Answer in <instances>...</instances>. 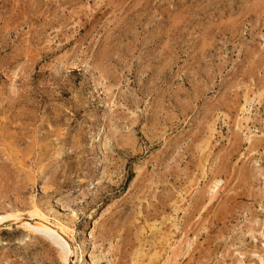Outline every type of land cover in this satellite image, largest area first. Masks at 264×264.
Segmentation results:
<instances>
[{"label": "rangeland", "instance_id": "1", "mask_svg": "<svg viewBox=\"0 0 264 264\" xmlns=\"http://www.w3.org/2000/svg\"><path fill=\"white\" fill-rule=\"evenodd\" d=\"M66 244L262 264L264 0H0V264Z\"/></svg>", "mask_w": 264, "mask_h": 264}, {"label": "bare ground", "instance_id": "2", "mask_svg": "<svg viewBox=\"0 0 264 264\" xmlns=\"http://www.w3.org/2000/svg\"><path fill=\"white\" fill-rule=\"evenodd\" d=\"M2 222V221H1ZM3 223V222H2ZM1 223V224H2ZM29 225V223L27 224V226ZM31 225V224H30ZM32 226V225H31ZM33 227V226H32ZM34 228V227H33ZM35 229V228H34ZM39 232H42V233H45L43 230H40L38 229ZM46 234V233H45ZM63 251H64V254H65V258L67 260V264H70V260H71V257H73V255H75V252L73 250V248L70 246V245H67L65 247L62 248ZM152 257V256H151ZM262 261V264H264V261L261 259Z\"/></svg>", "mask_w": 264, "mask_h": 264}]
</instances>
